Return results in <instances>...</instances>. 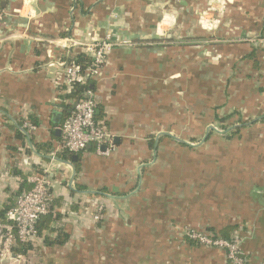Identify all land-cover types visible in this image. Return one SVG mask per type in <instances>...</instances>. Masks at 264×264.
Instances as JSON below:
<instances>
[{"label":"crops","instance_id":"obj_1","mask_svg":"<svg viewBox=\"0 0 264 264\" xmlns=\"http://www.w3.org/2000/svg\"><path fill=\"white\" fill-rule=\"evenodd\" d=\"M0 4V216L24 190L15 170L46 175L52 193L50 229L14 264H226L186 229L242 238L264 263V0ZM107 36L118 46L92 85L114 150L87 149L77 173L34 147L60 150L72 108L64 69L48 63ZM60 233L64 244L45 243Z\"/></svg>","mask_w":264,"mask_h":264},{"label":"built area","instance_id":"obj_2","mask_svg":"<svg viewBox=\"0 0 264 264\" xmlns=\"http://www.w3.org/2000/svg\"><path fill=\"white\" fill-rule=\"evenodd\" d=\"M6 16L0 6V27L5 22ZM203 21L204 17L201 18V22ZM117 46L110 36L101 41L79 43L82 53L93 58V62L86 70L75 64L74 58H70L68 61L51 60L48 67L63 68V82L67 88L73 89L75 85H85L89 81H96L106 64L108 55ZM85 94L90 97L82 98L59 127L62 135L59 149L64 148L78 154L87 151L90 146L95 147V151L99 155H109L114 150L112 135L102 122L96 120L97 104L93 91L89 89ZM23 128L35 130V126L28 119L24 122ZM103 146L106 147L105 151L101 150ZM51 158L53 161H57L54 154ZM30 183L33 185L31 190L21 192L14 205L7 210L5 219L0 218L1 262L11 261V264H14L13 251L20 244L33 243L38 239V223L42 217L50 213L52 193L48 177L46 175L34 176L30 179ZM102 216V208H100L96 213L95 220L99 221ZM183 236L203 247L224 252L226 264H250L242 252V238L233 236L228 239L212 232L189 229L183 231Z\"/></svg>","mask_w":264,"mask_h":264},{"label":"trees","instance_id":"obj_3","mask_svg":"<svg viewBox=\"0 0 264 264\" xmlns=\"http://www.w3.org/2000/svg\"><path fill=\"white\" fill-rule=\"evenodd\" d=\"M1 6V4H0ZM262 36L264 37V27H263V34ZM73 61L75 62V64L77 65H80L82 67L83 70H86L90 65L91 63L93 62V58L88 56L87 54H84V53H79L76 57H74ZM94 84L93 81H89L87 84L85 85H75L72 89V91L70 92V94H68L65 99L69 101V105L67 106V108H71L75 101L81 97L83 94H85V92L87 90H89L90 86ZM71 114V112H64V119H63V122L65 121V119ZM96 117V115H95ZM30 121V120H29ZM63 122L61 123V125L63 124ZM30 123L36 127V124L32 121H30ZM21 126H24V122H20L19 123ZM60 125V126H61ZM26 130L28 132H31V130L27 129ZM19 135L23 136L21 133H19ZM35 149L38 151V152H43L45 155H48V154H54L56 158H59L63 161H72L73 160V157L75 155L78 156V161H76L74 163V165L76 166V171L77 173L80 171V158H81V155L82 153H78V154H74L73 152L67 150V149H60L59 151L57 152H54L53 149L51 150L50 146L47 145V144H44V145H39V144H35L34 145ZM151 147H153V145H151ZM93 149H95V147H92ZM54 152V153H53ZM41 174L43 173L42 171H39ZM14 173H16L17 175H19L20 177H22L23 179V185H24V190L23 191H28V190H31V188L33 187L32 184L28 183L27 182V177L22 175L19 171L15 170ZM22 191V192H23ZM52 202V200H51ZM52 207V203H50V209ZM7 212V211H6ZM6 212L0 216L1 219H5V215H6ZM52 223V215L51 213H49L48 215H45L44 217H42V219L39 221L38 223V226H37V229H38V237L42 234V231L44 230H48L50 229V225ZM217 235V234H216ZM220 237H223V238H231V236H227L228 234H226L225 232H219ZM68 240V236L65 235V234H59L57 239L56 240H52V241H49V239H45V243L48 244V245H56V244H64L66 241ZM188 241L192 244H196L197 242L195 241H192V240H189ZM31 244L32 243H29V244H20L13 252L15 254H18V255H23V254H26L27 251L31 248ZM197 245V244H196ZM216 250V249H215ZM224 253V252H223ZM225 255V254H224ZM226 260V259H225Z\"/></svg>","mask_w":264,"mask_h":264},{"label":"water","instance_id":"obj_4","mask_svg":"<svg viewBox=\"0 0 264 264\" xmlns=\"http://www.w3.org/2000/svg\"><path fill=\"white\" fill-rule=\"evenodd\" d=\"M89 89H90L91 91H93L94 86L91 85ZM89 97H90V96H89L88 94H83L81 97H79V98L75 101V103H74V105L72 106V108H71L70 110H68L67 112H72V111L75 109L76 105L80 102V100H81L82 98H84V99H88ZM210 129H211V130H214V131H217L214 127H210ZM20 130L23 131L27 137H29L28 132H27L24 128H21V127H20ZM59 132H60V131H58L57 133H59ZM206 137H207V135L204 137V139H203L202 142L205 141ZM173 138H174L177 142H179V143H181V144H185V145H189V146H195L194 144L187 143L186 141H183V140L179 139L178 137L173 136ZM197 145H198V144H197ZM90 148H91V147L89 146L87 149H90ZM101 150H102V151H105V150H106V147H105V146L101 147ZM78 159H79L78 156L75 155V156L73 157V160H72L71 162H64V161H62V162H64L65 164H68V165L71 166L73 169H75V167H74V162H76ZM57 160H58V159H57Z\"/></svg>","mask_w":264,"mask_h":264},{"label":"rangeland","instance_id":"obj_5","mask_svg":"<svg viewBox=\"0 0 264 264\" xmlns=\"http://www.w3.org/2000/svg\"><path fill=\"white\" fill-rule=\"evenodd\" d=\"M198 246H202V245H200L199 243H196ZM203 247V246H202Z\"/></svg>","mask_w":264,"mask_h":264}]
</instances>
